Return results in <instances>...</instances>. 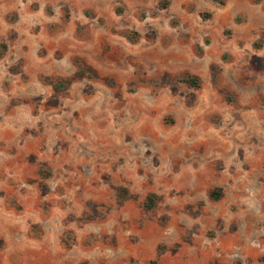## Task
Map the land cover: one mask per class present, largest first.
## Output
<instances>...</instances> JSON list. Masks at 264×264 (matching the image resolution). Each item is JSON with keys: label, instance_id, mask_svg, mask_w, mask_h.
Wrapping results in <instances>:
<instances>
[{"label": "rangeland", "instance_id": "rangeland-1", "mask_svg": "<svg viewBox=\"0 0 264 264\" xmlns=\"http://www.w3.org/2000/svg\"><path fill=\"white\" fill-rule=\"evenodd\" d=\"M152 261L264 264V0H0V264Z\"/></svg>", "mask_w": 264, "mask_h": 264}, {"label": "trees", "instance_id": "trees-1", "mask_svg": "<svg viewBox=\"0 0 264 264\" xmlns=\"http://www.w3.org/2000/svg\"><path fill=\"white\" fill-rule=\"evenodd\" d=\"M211 1L214 3L220 4V5L225 4V0H211ZM181 81L188 84L191 87L198 86V81L194 77L188 76V77L183 78ZM212 196L215 198V193H213ZM145 205L148 209L153 208L155 206V197L153 195H149L148 201H146ZM151 264H157V261H152Z\"/></svg>", "mask_w": 264, "mask_h": 264}]
</instances>
